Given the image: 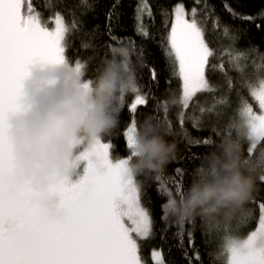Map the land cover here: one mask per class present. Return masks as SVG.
Segmentation results:
<instances>
[{
    "label": "snow or ice",
    "instance_id": "obj_1",
    "mask_svg": "<svg viewBox=\"0 0 264 264\" xmlns=\"http://www.w3.org/2000/svg\"><path fill=\"white\" fill-rule=\"evenodd\" d=\"M200 2L195 0L196 4ZM224 7L234 19L243 22L255 23L258 18L264 20V10L256 15H245L236 12L227 3ZM204 8L208 10L193 7L189 13L183 4H177L173 9L170 30L161 39L160 46L171 74L181 82V95L179 101L175 102L181 104L183 109L189 108L197 94L214 96L218 90V86L212 85L206 76V71H215L217 66L211 63L214 51L206 40V21L212 10L207 3ZM22 9L26 16H22ZM201 12L203 18L199 15ZM112 15L111 12L108 14L109 20ZM145 15L153 18L148 0H140L135 15L136 32L148 38L149 32L143 22ZM54 24L51 30L41 26L40 14L34 9L32 0H0V264H145L140 255V241L152 236L153 220L149 210L142 206L140 183L126 168L137 133L135 122L124 133L126 148L130 150L127 158L111 163L109 156L112 145L99 141L81 157L88 161L84 176L76 183L60 180L49 186L46 195L58 197L61 201L60 215L55 220L46 218L37 206L36 200L40 194L33 192L27 183L18 184L13 180L15 164L12 147L5 136V120L8 115L18 113L25 107L21 84L28 69L35 63L71 64L65 56V37L69 29L60 15L55 16ZM164 25L168 27L167 19ZM213 26H220L218 18ZM256 27L260 28V25ZM111 33L109 26L108 34ZM224 33L230 35L227 26ZM236 38L230 35L233 41ZM111 39L116 40V37L111 35ZM89 47V43L83 44L84 49ZM252 53L258 54V50L237 51L233 56L236 62L234 67L258 102L260 112L253 111L252 106L241 97L238 115L247 124L250 133L248 162L255 171L264 173V147L259 154L256 152L258 146L264 144V63L252 61L254 70L251 77L245 74L247 65L242 63ZM258 55L264 62V54ZM71 65L85 76L83 63L77 60ZM152 79H156L155 70L152 71ZM85 81L90 82L91 79ZM228 87L231 90V81ZM128 92L135 94L134 102L130 105L132 113L136 112L138 106L147 104L146 96L140 94L134 77L131 89L122 90L118 98L119 109L124 107ZM219 103L227 104V100L221 98ZM197 108L202 115L206 112L198 103ZM214 111L215 106L207 109L208 113ZM179 117L183 129L184 113L181 112ZM194 120L193 127L198 128L200 118L194 117ZM211 131L215 136L223 134L215 127ZM182 134L189 151L192 146H214L212 136L191 138L186 130ZM200 158L199 154L190 153V160ZM185 174L186 170L178 167L167 178L160 173L155 177L159 198L166 197V202L161 205L163 220H167L169 205L185 191ZM257 180L264 184V175H258ZM120 205L125 207L121 209ZM201 222L206 243L207 237L213 233L222 240L220 258L224 264H264V202L259 204L258 226L243 238L230 229V223ZM189 225L194 228L195 222ZM180 229L176 235L182 247L183 226ZM187 236L191 243L193 231L189 230ZM152 258L155 264H165L160 251H153ZM196 259L199 260L198 254Z\"/></svg>",
    "mask_w": 264,
    "mask_h": 264
},
{
    "label": "trees",
    "instance_id": "obj_2",
    "mask_svg": "<svg viewBox=\"0 0 264 264\" xmlns=\"http://www.w3.org/2000/svg\"><path fill=\"white\" fill-rule=\"evenodd\" d=\"M34 9L40 14L41 22L49 25L52 17L59 14L69 29L65 37V56L71 64L79 60L85 65L84 80L94 79L102 68V62L108 57L110 45H127L132 51L131 66L134 69V77L140 94L145 95L147 104L138 106L136 112L130 111V105L134 102L135 94L128 92L125 95V105L119 110L118 124L112 132L101 140L112 145L110 152L113 158H122L130 154L126 148L127 128L135 122L137 130L146 117H154L161 122V134L166 141L177 144L176 158L170 162L160 175L167 178L173 174L174 169L186 170L183 177L184 188L192 182L194 172L202 159L213 150L214 146H192L190 151L183 136L186 130L191 138H205L212 136L214 145L220 136H215L211 129L213 127L223 133L228 126L239 119V108L241 97L253 108L257 101L251 96L250 90L241 80L240 72L234 67L233 59L237 51H247L256 48L258 54H264V20L257 19L255 23L243 22L234 19L225 9L227 3L236 12L245 15H256L264 10V0H201L196 4L195 0H148L152 9L153 18L146 15L143 22L147 26L149 36L144 38L136 32L135 15L140 0H32ZM205 3L212 10V14L206 21V40L214 51L211 63L217 67L215 71H206V76L212 85L218 86L214 94L201 93L190 103L188 109L176 103L166 112L159 105L162 100L172 98L179 101L181 95V82L178 77L171 74L163 48L160 46L161 39L167 35L169 30L172 11L177 4H183L187 12L193 7L205 9ZM113 13L109 20V13ZM167 14V15H165ZM203 18V12L199 13ZM22 16H26L22 9ZM219 19V27H214V22ZM167 19L168 27L165 28L164 21ZM259 24L260 28L256 25ZM109 26L116 40L111 39L108 34ZM230 29V35L236 36V40L225 35L224 27ZM89 43L88 49L83 48L84 43ZM257 53H252L246 64L245 74L252 76V61L257 64L264 63ZM223 66V67H221ZM155 70L156 79H152V71ZM170 81V83L168 82ZM231 81L232 88L229 90L228 82ZM253 82L254 79H253ZM221 98L227 100V104H220ZM204 107L206 112L202 115L197 108ZM215 111L208 113L207 109ZM184 113L183 129L180 125L179 114ZM194 117L200 118L198 128L193 127ZM169 123L171 129L169 130ZM202 129V130H200ZM249 143H245V155ZM264 144L258 146L256 152L259 154ZM190 153L199 154L197 160H190ZM259 173V170H257ZM156 173L149 175H138L137 181L141 185V203L149 210L153 220L152 236L144 241L141 257L145 264H155L152 258L153 251H160L165 264H224L220 258L222 240L215 233L206 238L201 229V219L195 221V227L189 224L183 226L184 240L180 246L177 233L180 226L172 223L170 219H162L161 205L166 202V197L161 199L158 194V183L155 180ZM254 201V202H253ZM264 202V184L257 180L253 199L247 203L242 212L235 220L230 222V229L239 237L244 236L257 225L259 217V204ZM193 231L192 242H189L187 233ZM187 253V255H185ZM197 254L199 260L196 259Z\"/></svg>",
    "mask_w": 264,
    "mask_h": 264
},
{
    "label": "clouds",
    "instance_id": "obj_3",
    "mask_svg": "<svg viewBox=\"0 0 264 264\" xmlns=\"http://www.w3.org/2000/svg\"><path fill=\"white\" fill-rule=\"evenodd\" d=\"M132 51L127 45H110L98 75L90 82L68 63H35L21 84L24 109L5 120V136L13 150V180L27 183L46 218L55 220L61 201L46 195L49 186L70 181L81 157L118 124V98L134 84ZM57 79L64 86L50 91ZM87 84V86H85ZM176 104L161 101V110ZM251 143L247 124L238 119L220 136L214 148L197 166L191 184L166 210V217L178 226L198 218L213 224L237 218L256 190L258 175L245 155ZM81 145L84 151L76 153ZM177 144L166 141L161 122L146 117L140 124L126 168L133 177L159 174L175 160ZM93 163H95L93 161Z\"/></svg>",
    "mask_w": 264,
    "mask_h": 264
},
{
    "label": "rangeland",
    "instance_id": "obj_4",
    "mask_svg": "<svg viewBox=\"0 0 264 264\" xmlns=\"http://www.w3.org/2000/svg\"><path fill=\"white\" fill-rule=\"evenodd\" d=\"M173 9H174V8H173ZM172 13H173V11H172ZM57 15H59V14H57ZM55 16H56V15H55ZM55 16L52 17L51 22H50L49 25L46 26V25H44V24L41 22V26H42V27H47L49 30H51V28H54V27H55V24H54ZM172 19H173V15H172L171 21H172ZM63 22H64V21H63ZM65 26H66V25H65ZM170 27H171V22H170L169 30H170ZM73 65H74V63H73ZM63 86H64L63 81L60 80V79H57L55 85L53 86L52 89H50V91H57V90L61 89ZM253 111H255V112H257V113L260 112L258 102H257V104H256V108H255ZM101 142H102V143H105V142L102 141V140H101ZM106 143H107V142H106ZM75 151H76L77 154H79L80 152H83V151H84V145H81V146H80L78 149H76ZM122 158H127V156H126V157H122ZM109 159H110L111 163L115 164V163L117 162L116 159H120V158H113L112 155H111V152H110ZM87 165H88V161H87V160H81V161H80V163H79V165H78L76 171H75V172L73 173V175L71 176V179H70V182H71V183H76V182H77L82 176H84V174H85V169L87 168ZM124 207H125L124 205H120V208H121V209H123ZM258 223H259V217H258L257 225L255 226V228L258 226ZM255 228L252 229L251 231L255 230ZM251 231H250V232H251ZM250 232H248L247 234H250ZM247 234H245V235L242 236L241 238L245 237ZM144 241H145V240L140 241V244H141L140 253H141L142 245L144 244Z\"/></svg>",
    "mask_w": 264,
    "mask_h": 264
}]
</instances>
